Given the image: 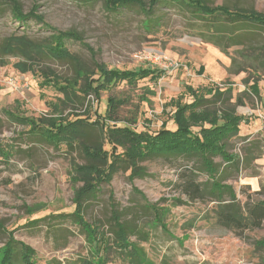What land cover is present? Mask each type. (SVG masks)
<instances>
[{
	"label": "rangeland",
	"instance_id": "1",
	"mask_svg": "<svg viewBox=\"0 0 264 264\" xmlns=\"http://www.w3.org/2000/svg\"><path fill=\"white\" fill-rule=\"evenodd\" d=\"M209 1L215 5L240 2L264 12V0ZM17 2L24 14L34 12L42 22L17 20L9 2L0 0V44L13 33L50 40L54 28L74 30L83 41L70 39L66 45L91 70L101 63L110 69L150 67L164 73L158 82L149 78L136 85L116 81L101 90L98 99L89 94L83 107L63 106L53 114V103L61 96L59 87L65 77L75 75L76 67L44 56L38 61L37 74L22 73L14 66L15 57L0 53V259L10 230L14 242L34 251L36 264H80L94 257L88 233L72 216H65L74 211L73 197L81 185L73 177V164H84L86 159L76 143L53 145L36 135L45 129L38 130L35 124H43L45 117L75 120L76 114L95 119L96 111L104 116L108 99L114 97L124 101L117 112L120 125L155 133L164 125L175 128L171 101L178 97L192 101L188 87L206 98L211 97L206 93L209 88L218 87L232 92L212 97L208 106L233 109L243 119L239 132L223 140L224 151L208 157L217 166V180L231 187L235 199L225 190L222 202L211 194L189 200L180 188L183 174L201 183L209 179L199 157L155 156L139 162L145 170L139 177H131L130 169L122 167L109 183H103L87 206L86 219L106 230L113 202L123 221L144 231L130 239L144 247L153 264H264V222L260 227L235 230L223 226L217 216L220 203L247 209L264 202V65L252 68L245 62L241 54L245 45H233L224 52L213 40L204 39L202 31L212 32L179 6L158 5L152 16L160 17L161 23L147 29V15L135 6L109 11L103 0ZM254 41L263 47L264 31L255 33ZM46 69L58 76L54 84L45 83L40 75ZM153 206L164 211L165 227L155 219ZM112 238L107 239L112 243ZM107 259V264H128L115 249Z\"/></svg>",
	"mask_w": 264,
	"mask_h": 264
},
{
	"label": "trees",
	"instance_id": "2",
	"mask_svg": "<svg viewBox=\"0 0 264 264\" xmlns=\"http://www.w3.org/2000/svg\"><path fill=\"white\" fill-rule=\"evenodd\" d=\"M11 5L13 15L17 20L24 22L28 18L40 20L41 18L30 12L24 14L17 0H5ZM92 1V0H86ZM109 11H119L121 8L138 7L147 17L144 25L147 29H154L160 25L161 19L156 15V8L160 4H169L187 9L194 18L201 21L212 33L202 31L201 36L206 40H213L215 44L222 47L224 52L233 45H245L241 52L245 62L252 68L264 65V46L259 48L255 40V33L264 31V12L254 8L245 7L240 2L213 4L209 0H103ZM40 18V19H39ZM51 39L38 40L26 33H13L6 37L0 44L2 56H12L18 61L15 68L22 72L37 74L40 70L38 61L49 56L59 60L70 61L75 69V75L65 77L60 88L61 96L53 103L54 113L62 111V107L77 109L83 107L86 97L89 94L99 98L100 91L112 86L116 81L126 80L136 85L138 80L149 78L158 82L163 75V69L138 68L134 70L110 69L106 65L96 63L97 68H88L80 57L72 53L66 45L67 40L83 41L80 32L74 30L61 31L52 29ZM236 60L233 59V64ZM201 67L200 71L203 72ZM41 76L45 83L54 84L58 76L51 69L41 70ZM186 89L193 97L190 102H182L178 97L171 101L175 110L172 120L175 128H167L165 125L155 133L148 130L137 131L127 125H120L117 119V112L124 101L110 97L106 106V114L101 113L91 119L79 117L76 114L75 120H65L61 117H45L43 124H35L36 132L44 140L53 145L64 143L68 147L78 144L86 159L84 164H73L75 175L81 185L76 189L73 202L74 211L70 213L82 230L88 233L92 247L91 259H84L80 264H107L108 254L112 249L128 264H153L147 257L146 251L137 241L130 239L131 235L144 234L136 226L126 223L122 216L111 202L110 221L104 225V230L99 222L88 221L85 211L89 203L97 197L103 183H109L113 175L122 167L130 169L131 177H139L144 174V169L139 162L155 156H185L199 157L202 161V169L208 173L207 183L196 181L193 177L183 174L181 189L189 200H196L205 197L207 194L218 197L223 201L222 196L225 190L235 199L234 192L230 186L221 184L217 180V166L210 160L208 154L211 152L222 153L225 147L224 139L239 132V124L243 119L230 108L212 109L207 101L212 97L219 98L225 94H231V89L225 91L220 88H209L206 93L211 97L206 98L205 94L194 88ZM21 120L24 116H16ZM43 126V127H41ZM96 131L95 137L92 132ZM109 146V148H106ZM58 147V146H57ZM155 212V219L158 224L165 227L162 220L164 211L152 207ZM217 216L219 222L228 228L243 230L262 226L264 222V202L256 203L247 209H242L238 204L228 203L218 206ZM42 219V218H41ZM2 230V227L0 226ZM10 230V239L3 248L0 264H36L33 259L34 251L26 244L14 242ZM112 236L113 242L109 238ZM145 235L141 238L145 239ZM96 238V243L92 242ZM107 239V240H105ZM102 252V253H101Z\"/></svg>",
	"mask_w": 264,
	"mask_h": 264
}]
</instances>
